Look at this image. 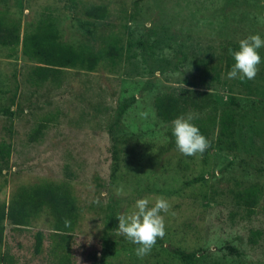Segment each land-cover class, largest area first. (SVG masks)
<instances>
[{"label":"rangeland","instance_id":"1","mask_svg":"<svg viewBox=\"0 0 264 264\" xmlns=\"http://www.w3.org/2000/svg\"><path fill=\"white\" fill-rule=\"evenodd\" d=\"M92 4H106L108 16L87 17ZM48 12L63 39L76 45L101 48L118 34L123 60L94 71L69 69L60 87H39L28 80L36 62L22 45L0 44V144L10 149L8 160L0 158V202L21 185L69 181L80 209L73 264H103L109 239L117 246L105 264H187L177 250L196 264H264V47L254 79H228L226 68L231 41L250 34L264 39V0H0V16L18 22L22 36ZM205 55L214 65L208 84L200 83L194 65ZM178 86L207 90L217 108L214 142L203 155L171 147V123L156 113V95ZM48 116L53 121L31 142L30 133ZM252 183L263 188L257 213L231 218L233 191ZM120 185L125 194L118 196ZM156 196L171 205L162 213L165 236L141 259L137 245L114 234L116 214ZM54 222L48 208L29 226L6 220L0 264H60L52 252ZM38 230L46 234L39 253ZM253 230L260 231L256 243L249 240Z\"/></svg>","mask_w":264,"mask_h":264},{"label":"trees","instance_id":"2","mask_svg":"<svg viewBox=\"0 0 264 264\" xmlns=\"http://www.w3.org/2000/svg\"><path fill=\"white\" fill-rule=\"evenodd\" d=\"M109 13L106 4H92L85 8L87 17L94 21L104 20ZM0 44L3 46L22 45L23 54L36 62L29 72L28 80L35 86H43L50 82L56 87L63 84L64 76L69 69L94 71L102 62L110 67H116L122 60L125 46L118 34H111L104 40L101 48L87 43L73 44L63 39L56 17L46 13L41 17L33 30H27L21 35V25L16 21H8L0 16ZM238 49V41L229 43L228 49ZM227 49V51H228ZM144 60L152 68L151 59L147 52V41H144ZM234 63L233 57L227 53L226 68L231 70ZM167 65L175 67L174 60H168ZM195 72L202 84H208L214 70L213 56L205 55L194 59ZM158 117L166 123L180 115L192 113L193 123L207 138L209 144L214 142L213 134L217 124V108L210 101L209 93L205 89L190 87H174L167 91L159 92L154 100ZM53 121V117H45L32 130L29 135L31 142L39 140L45 129ZM171 139L170 146L177 148L171 128L168 132ZM10 149L5 144H0V158L8 160ZM2 169L0 168V172ZM69 177L68 172L66 173ZM263 193L259 183H252L247 187L233 191L237 211H232L231 218L251 219L257 213V205ZM48 208L54 217V228L50 233L52 239V252L60 264H73L71 255V240L73 232L79 222L80 209L77 204L73 186L69 181L47 180L33 185H21L13 193L9 202H0V245L4 241L5 221L9 220L15 227L29 226L33 219ZM70 226L65 227V220ZM260 236L259 230H253L250 242L256 243ZM46 234L42 230L35 233V251L41 252ZM117 241L109 239L105 242L102 262L109 257ZM187 264H196L188 253L176 251Z\"/></svg>","mask_w":264,"mask_h":264},{"label":"clouds","instance_id":"3","mask_svg":"<svg viewBox=\"0 0 264 264\" xmlns=\"http://www.w3.org/2000/svg\"><path fill=\"white\" fill-rule=\"evenodd\" d=\"M262 47H264V39L259 34H250L239 39L238 49H228L234 63L227 73V78H238L241 81L254 79L258 65L261 63L258 50ZM193 120V114L188 113L186 116H177L171 122L176 147L185 156L203 155L210 146ZM115 192L118 196L125 194L123 185L118 186ZM93 203L98 205L99 198ZM170 207L168 200L162 196L138 198L131 211L116 214L119 223L114 234L124 236L129 242L137 245L134 248L135 255L143 259L151 253L157 239L165 236V220L162 213H168ZM64 223L65 227H69L71 222L66 219Z\"/></svg>","mask_w":264,"mask_h":264}]
</instances>
